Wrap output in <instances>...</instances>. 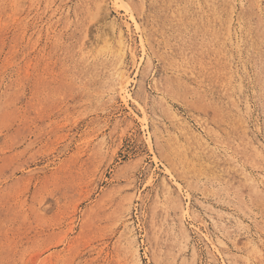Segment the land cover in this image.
Returning a JSON list of instances; mask_svg holds the SVG:
<instances>
[{
    "label": "rangeland",
    "instance_id": "1",
    "mask_svg": "<svg viewBox=\"0 0 264 264\" xmlns=\"http://www.w3.org/2000/svg\"><path fill=\"white\" fill-rule=\"evenodd\" d=\"M0 264H264V0H0Z\"/></svg>",
    "mask_w": 264,
    "mask_h": 264
},
{
    "label": "bare ground",
    "instance_id": "2",
    "mask_svg": "<svg viewBox=\"0 0 264 264\" xmlns=\"http://www.w3.org/2000/svg\"><path fill=\"white\" fill-rule=\"evenodd\" d=\"M121 65V64H120ZM120 68V67H119ZM119 70V69H118ZM122 70H121V68H120V72H121ZM125 72V71H124ZM124 72L122 71L121 72V75L119 76L120 78V80H119V82H118V86H120L121 85V83H122V81H123V79H124V77H125V74H124ZM119 74V73H118ZM115 77V76H114ZM113 78V77H112ZM111 78V79H112ZM110 80V79H109ZM114 80V79H113ZM115 82V81H114ZM113 85V84H112ZM107 87V86H106ZM112 87V86H111ZM108 89V88H107ZM109 89H111V88H109ZM116 90V89H115ZM111 91H112V89H111ZM113 91H114V89H113ZM110 92V91H109ZM111 93V92H110ZM175 200H173V202H174ZM177 206V205H176ZM187 239V238H186Z\"/></svg>",
    "mask_w": 264,
    "mask_h": 264
}]
</instances>
